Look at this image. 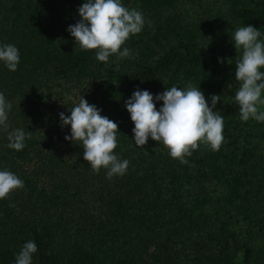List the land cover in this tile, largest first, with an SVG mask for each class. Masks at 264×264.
Here are the masks:
<instances>
[{"label": "trees", "instance_id": "16d2710c", "mask_svg": "<svg viewBox=\"0 0 264 264\" xmlns=\"http://www.w3.org/2000/svg\"><path fill=\"white\" fill-rule=\"evenodd\" d=\"M85 2L0 0V46L20 56L14 72L0 61V93L9 131L30 135L16 151L0 130V171L24 182L0 199V264H15L29 240L32 264H264V122L240 119L231 35L252 25L264 41V0H121L145 24L122 46L132 55L107 63L67 30ZM189 83L209 106L221 96V148L201 144L181 163L151 137L138 147L125 101L137 88L155 97ZM82 95L118 124L124 175L94 172L65 139L59 113Z\"/></svg>", "mask_w": 264, "mask_h": 264}, {"label": "clouds", "instance_id": "9594fccd", "mask_svg": "<svg viewBox=\"0 0 264 264\" xmlns=\"http://www.w3.org/2000/svg\"><path fill=\"white\" fill-rule=\"evenodd\" d=\"M80 20L68 26V31L76 45L83 50H96V59L107 63L110 56L118 59L132 55L131 50L123 47L131 36L139 34L145 24L143 14L136 9L129 10L121 0H86L78 8ZM234 46L240 58L236 62L235 79L239 87L234 100L239 105L240 119H255L264 122V41L261 32L252 25L242 26L231 33ZM0 61L10 71H16L20 61L19 50L12 44L0 46ZM223 62V60H221ZM220 95L211 96V106L199 87L191 83L187 88L171 86L153 96L148 90L137 88L125 101L127 111L134 123L132 132L138 147L148 143L149 137L163 144L172 158L188 163L186 156L201 144L212 151H218L223 144L224 119L216 110ZM155 101H163L157 110ZM4 94L0 93V130L7 133L8 147L21 151L30 135L22 129L9 131L8 112L11 110ZM70 115L59 113L61 127L70 125L71 134L65 139L83 147V158L92 170L99 173L107 169V178L124 175L128 160H120L114 150L117 147L118 124L101 109L90 104L82 95L79 103L70 108ZM24 187V182L16 174L0 171V199ZM35 241L23 244L16 255L15 264H32L33 254L37 252Z\"/></svg>", "mask_w": 264, "mask_h": 264}, {"label": "rangeland", "instance_id": "374dc122", "mask_svg": "<svg viewBox=\"0 0 264 264\" xmlns=\"http://www.w3.org/2000/svg\"><path fill=\"white\" fill-rule=\"evenodd\" d=\"M261 106V105H258V107Z\"/></svg>", "mask_w": 264, "mask_h": 264}]
</instances>
